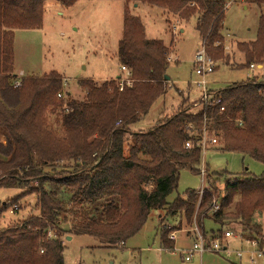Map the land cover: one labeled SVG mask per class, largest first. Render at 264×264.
Masks as SVG:
<instances>
[{"label":"trees","instance_id":"trees-1","mask_svg":"<svg viewBox=\"0 0 264 264\" xmlns=\"http://www.w3.org/2000/svg\"><path fill=\"white\" fill-rule=\"evenodd\" d=\"M48 1L69 8L79 0H0V189L24 188V195L35 197L37 212L0 232V264H64L61 238L69 235L124 244L151 212L161 210L167 217L183 213L188 223L196 212L202 231L210 221L218 229L202 232L207 244L233 223L261 245L257 220L264 216V174L255 177L245 170L230 181L222 173L223 193L215 196L219 179L207 172L208 189L200 202L193 190L186 199L169 202V197L182 170L199 175L196 142L204 131L221 138L223 152L264 165V80L231 84L214 91L196 113L179 110L148 131L132 133L129 126L166 94L168 48L146 39L141 20L125 8L117 56L129 71L127 81H79L81 99H58L64 84L58 73L18 78L13 67L14 32L40 29ZM119 1L161 8L179 22L194 18L206 54L212 60L222 57L226 0ZM250 4L260 14L255 40L237 44L245 68L264 64V0ZM53 114L58 131L48 122ZM187 142L194 143L191 150L184 148ZM16 200L1 204L0 215ZM169 233L162 228L161 239L171 249Z\"/></svg>","mask_w":264,"mask_h":264},{"label":"rangeland","instance_id":"rangeland-1","mask_svg":"<svg viewBox=\"0 0 264 264\" xmlns=\"http://www.w3.org/2000/svg\"><path fill=\"white\" fill-rule=\"evenodd\" d=\"M125 8L132 16L141 20L146 39L161 40L168 47L169 61L166 94L154 102L146 116L130 125L129 130L132 133L148 131L179 110L198 112L201 105L194 104L200 99V89L193 84L198 78L193 72L192 63L195 53L202 47V42L195 29L196 21L191 18L179 22L161 8L153 6L139 4L134 8V5L126 6L119 0H79L66 8L55 1H48L43 7L40 29L14 32V74L23 78L58 73L65 81L61 92L64 101L81 99L79 81L92 80L100 84L117 77L126 80L127 75L121 71L117 56ZM259 12L257 5H240L236 2L225 9L222 57L213 60L216 69L206 77L211 90L217 91L231 84L250 82V72L243 67L244 56L237 50V44L255 40ZM47 118L52 128L58 131L56 115H47ZM222 144L221 138L218 139L217 145L208 146L204 156L206 173L208 172L213 181L219 179L215 196L223 193V178L220 179L222 173H227L230 181L240 177L245 170L255 177L264 174L263 164L238 153L223 152ZM30 185L36 186L34 182ZM202 188L203 191L208 189L205 179L189 170H182L177 191L169 197V202L192 190L199 197ZM25 191L24 188L0 189V206L6 202L11 204L17 199V211L10 212L14 208L12 207L0 215V232L18 227L30 216L37 214L35 197L24 195ZM195 216L196 212L191 223H188L183 213L167 217L165 210L151 212L143 227L124 244L102 243L87 235L62 237L64 264H264V216L257 220L261 226V245L258 248L263 252L259 258L254 256L251 261L252 254L258 249L247 243L243 227L231 223L214 235V238L221 239L223 232L230 231L238 237L226 242L230 255L204 252L201 257L193 255L186 262L184 257L188 255L187 250L196 239L193 229L197 228L200 234L205 230L207 235L211 229L215 232L218 229L207 221L202 231ZM162 228L170 230L169 235L175 232L179 237L172 247L175 251L163 246ZM173 242L171 241L172 245ZM237 251L243 253L241 258L235 255Z\"/></svg>","mask_w":264,"mask_h":264},{"label":"built area","instance_id":"built-area-1","mask_svg":"<svg viewBox=\"0 0 264 264\" xmlns=\"http://www.w3.org/2000/svg\"><path fill=\"white\" fill-rule=\"evenodd\" d=\"M252 1L254 0H226L225 1V8H227L228 6H230L232 3L236 2L240 5H249ZM216 69V63L206 54L205 50L203 47L200 48V50H198L193 58V72L195 74V76L198 78L197 81H194L193 84H195L199 89H200V99L198 101V103H195L194 105L197 106L202 105L203 103H208L209 99L211 97H213L214 94V90H211L210 88H208L209 83L206 81V77L208 75H211ZM250 75H249V81H262L264 80V64L260 65V64H252L249 66L248 68ZM121 71L125 72V74L127 75L126 80L122 81H127L128 76H129V71L124 68L121 67ZM254 73H256L255 75H253ZM15 87L19 86V82L16 81L14 84ZM63 95L59 94L57 95L58 99H62ZM219 100H215L213 101V103H218ZM222 110V109H221ZM116 126H119V123L116 124ZM209 133L204 131L202 136H201V140L196 142V147H198L200 149L201 152V163L199 166V175L202 177V179L205 178V161H204V156L205 153L207 152V148L208 146H215L218 143V140L216 137L212 136V135H208ZM209 136V137H208ZM194 147V143L191 142H187L184 145V148L186 150H191ZM203 188L202 190L199 191V197H198V201L200 202V199L203 195ZM213 209L216 211L218 209V206L215 205V203H213ZM14 211H17V207L14 206L13 210L11 209L10 212L14 213ZM195 232V242L193 243V245L191 246L190 249H188V255L184 257V260L186 262L190 261L193 255H197L199 257H201L203 255L204 252H212V253H223L225 255H230V252L228 250V243L226 244V242H228L231 239H237L232 232L230 231H225L222 233V237L220 238H214L213 240H210L209 244L206 243L204 237L202 234H200V232L197 230V228L193 229ZM48 238H51V233H48ZM240 238V237H239ZM169 240L170 241H175V237L174 234H170L169 235ZM247 243L253 247V248H257L258 250L252 254L251 257V261L254 260V256L256 257H260L262 255V251L258 248V243L256 241H250L247 240ZM223 242V243H222ZM170 251H175V248H171ZM235 255L238 258H241L243 253L240 251H237L235 253Z\"/></svg>","mask_w":264,"mask_h":264},{"label":"crops","instance_id":"crops-1","mask_svg":"<svg viewBox=\"0 0 264 264\" xmlns=\"http://www.w3.org/2000/svg\"><path fill=\"white\" fill-rule=\"evenodd\" d=\"M45 4H46V3H44V5H45ZM134 6H136V7H134V8H137V7L139 6V4H138V5H134ZM244 9H246V8L244 7ZM181 32H182V31H181ZM151 40H155V39H151ZM167 48H168V47H167ZM192 64H193V63H192ZM117 78H118V77H117ZM117 78H116V79H117ZM111 80H112V79H111ZM106 81H108V80H106ZM166 82H167V81H166ZM181 198L184 199L185 196L183 195ZM173 234H174V237H175V239H176V240L173 242V245H172V246L174 247V246H175V242L178 241V238H179V237H177V235H176L175 232H174ZM66 238H67V237H66ZM68 238H69V237H68ZM169 241H170V240H169Z\"/></svg>","mask_w":264,"mask_h":264},{"label":"water","instance_id":"water-1","mask_svg":"<svg viewBox=\"0 0 264 264\" xmlns=\"http://www.w3.org/2000/svg\"><path fill=\"white\" fill-rule=\"evenodd\" d=\"M134 7H136V6H134ZM118 78H119V77H118ZM118 78H117V79H118ZM165 80H166V81H168V80H169V78L166 76V77H165Z\"/></svg>","mask_w":264,"mask_h":264}]
</instances>
